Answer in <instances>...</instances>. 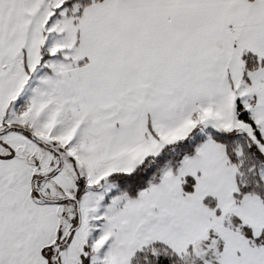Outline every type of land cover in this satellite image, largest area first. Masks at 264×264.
<instances>
[{
    "label": "snow or ice",
    "instance_id": "6c2138e0",
    "mask_svg": "<svg viewBox=\"0 0 264 264\" xmlns=\"http://www.w3.org/2000/svg\"><path fill=\"white\" fill-rule=\"evenodd\" d=\"M0 264H264V0H0Z\"/></svg>",
    "mask_w": 264,
    "mask_h": 264
}]
</instances>
